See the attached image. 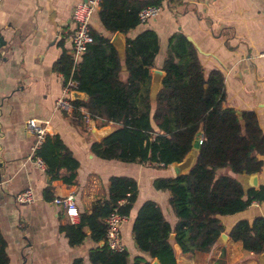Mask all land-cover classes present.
<instances>
[{"label":"trees","instance_id":"16d2710c","mask_svg":"<svg viewBox=\"0 0 264 264\" xmlns=\"http://www.w3.org/2000/svg\"><path fill=\"white\" fill-rule=\"evenodd\" d=\"M164 0H101L98 16L110 36L92 29L94 42L74 69L73 57L63 54L54 64L65 80L72 76L88 101H74L84 107L92 120L113 123L112 133L95 141L92 152L103 160L126 164H150L169 168L181 162L194 146L199 147L196 165L180 177L155 179L157 190L169 191L170 204L177 217L173 226L153 200L138 210L133 236L140 251L162 264H179L174 243L183 254L209 253L226 228L221 217L247 210L253 202L264 203V186L245 193L237 175L260 173L264 166V134L253 112L225 106V77L219 70L207 76L199 51L182 32L169 40L162 70L166 72L156 103L151 101L152 69L160 51L159 37L144 30L127 39L125 60L112 44L111 36L140 25L139 12L149 5L163 6ZM125 67V69H124ZM74 69V71H73ZM128 75L122 78L123 73ZM98 128V126H97ZM202 143H199V141ZM46 165L52 181L77 183L80 162L60 135L47 134L36 151ZM53 187L44 191L47 201L55 199ZM138 196L134 178H110L108 197L93 204L91 213H82L78 224H64L61 231L70 246L81 245L88 234L96 243L105 241L106 218L118 208L130 216ZM125 201L124 204L120 202ZM174 234V241L170 236ZM229 237L245 251L259 255L264 251V217L242 219ZM91 264H129L127 250L115 252L104 246L90 251ZM0 264H9L7 242L0 232ZM72 264H84L82 258ZM134 264H150L136 258Z\"/></svg>","mask_w":264,"mask_h":264},{"label":"crops","instance_id":"0c3cea01","mask_svg":"<svg viewBox=\"0 0 264 264\" xmlns=\"http://www.w3.org/2000/svg\"><path fill=\"white\" fill-rule=\"evenodd\" d=\"M81 1L0 0V38L4 42H0V232L7 242L9 264H72L78 258L91 264L90 251L102 247L91 239L90 231L81 245L70 246L61 231L62 225L70 224L62 205L44 198L50 185L55 198L73 194L82 214L91 213L96 201L108 197L111 177L134 178L138 196L129 221L122 227L129 264L136 258L153 261L139 250L133 236L134 220L146 201L157 202L173 226L178 220L169 191L153 185L157 178L175 177L170 167L99 158L91 150L92 144L100 141L92 134L97 128L94 121L88 124L82 111L68 113L55 108L64 76L55 71L54 64L65 53L73 55L72 15ZM92 27L110 36L98 11ZM144 30H152L159 37L160 51L155 59L158 69H162L170 38L177 32L191 36L203 52H199V58L205 74L213 70L224 74L225 106L255 113L264 134V0H164L159 16L123 34L124 50L119 53L123 61L127 39ZM127 75L124 72L122 78ZM30 118L48 121V134L60 135L80 162L75 185L52 181L34 163L35 138L25 130ZM98 128L112 131L115 125L100 122ZM258 176L259 187L264 186V166ZM27 189L33 190L36 200L18 202L17 195ZM260 216L264 217V203L255 201L247 210L221 220L229 235L238 221ZM218 243L213 247L218 253L213 264H259L257 255L245 251L240 242L229 237L225 244ZM174 250L179 264H198L212 255L183 254L176 243Z\"/></svg>","mask_w":264,"mask_h":264},{"label":"built area","instance_id":"2783aa9c","mask_svg":"<svg viewBox=\"0 0 264 264\" xmlns=\"http://www.w3.org/2000/svg\"><path fill=\"white\" fill-rule=\"evenodd\" d=\"M101 0H83L78 3L73 10L72 19L74 22V29L70 34V39L73 46V64L74 69L76 65L81 61L83 54L87 51L90 44L94 42L92 34V19L95 13L99 10ZM162 12V7L157 5H149L141 9L139 12L140 24H146L152 19L159 16ZM73 69V71H74ZM78 81L74 79L73 74L67 80L64 78V84L61 95L56 100L55 108L59 111L73 113L76 111H82L86 118V122L89 124L92 122L88 111L82 107H76L74 101L71 98V94L74 90H78ZM102 120V119H100ZM48 121H41L37 118H30L26 121L25 130L27 134L35 138V146L33 147L32 160L38 168L45 171L47 165L45 161L36 155L37 149L45 140L48 134ZM199 143H202L200 140ZM17 200L20 203H32L36 200L33 190L27 189L17 195ZM54 202L58 205H62L64 215L70 224H78L80 222L81 213L76 203L75 196L68 194L63 197L55 198ZM125 201L120 202L124 204ZM129 221V216L121 214L116 208L105 220L107 225V232L105 237V243L110 250L115 252H122L126 250L125 243L122 237V227Z\"/></svg>","mask_w":264,"mask_h":264},{"label":"water","instance_id":"95a60500","mask_svg":"<svg viewBox=\"0 0 264 264\" xmlns=\"http://www.w3.org/2000/svg\"><path fill=\"white\" fill-rule=\"evenodd\" d=\"M188 40L194 44V46L197 48V50L203 54L200 47L197 45V43L194 41V39L191 36H187ZM1 44L3 42V38H0ZM112 44L116 47L118 52H122L124 50V41H123V33L117 32L114 34L112 40ZM166 76V72L162 69L153 68L152 69V83H151V92L150 97L151 101L153 103H156L157 96L159 91L162 89L163 85V79ZM71 98L73 101H82L86 102L88 100V94L81 92L79 90H74L71 94ZM236 114L238 115L241 122H243L242 112L239 110H236ZM113 131V130H112ZM109 129H99V128H93L92 134L96 139H103L110 135L112 133ZM198 154H199V147L194 146L192 150L185 156V158L181 162H175L171 165L173 174L175 177H180L182 175L187 174L197 163L198 160ZM238 180L242 184L243 189L245 193H248L251 189H258L259 187V176L258 173L248 174L247 172H244L242 174H238ZM86 232L89 231V228L85 229ZM175 235L172 234L170 236V240L174 241ZM229 239V235L227 232H224L220 235L218 242L225 244L227 240ZM102 246L105 245V242H101ZM259 264H264V251L257 255ZM150 264H162L161 261L158 258L153 259Z\"/></svg>","mask_w":264,"mask_h":264},{"label":"rangeland","instance_id":"374dc122","mask_svg":"<svg viewBox=\"0 0 264 264\" xmlns=\"http://www.w3.org/2000/svg\"><path fill=\"white\" fill-rule=\"evenodd\" d=\"M92 122H93V125L100 126V122H103V120L97 119L96 121L95 120H92ZM170 169L172 170L171 166H170ZM219 245H222V243H218V246ZM211 252H212V255L208 256L207 258L200 259L198 261V264H213V261L217 258L218 253L216 252L215 249L214 250L212 249Z\"/></svg>","mask_w":264,"mask_h":264}]
</instances>
